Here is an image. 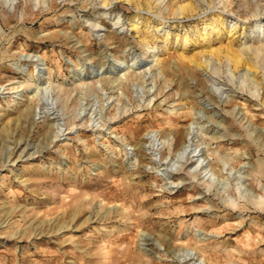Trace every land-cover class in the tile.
I'll list each match as a JSON object with an SVG mask.
<instances>
[{
  "label": "rangeland",
  "instance_id": "rangeland-1",
  "mask_svg": "<svg viewBox=\"0 0 264 264\" xmlns=\"http://www.w3.org/2000/svg\"><path fill=\"white\" fill-rule=\"evenodd\" d=\"M262 16L0 0V264H264Z\"/></svg>",
  "mask_w": 264,
  "mask_h": 264
},
{
  "label": "bare ground",
  "instance_id": "bare-ground-1",
  "mask_svg": "<svg viewBox=\"0 0 264 264\" xmlns=\"http://www.w3.org/2000/svg\"><path fill=\"white\" fill-rule=\"evenodd\" d=\"M186 6H181V8H185ZM262 17H264V16H262ZM260 20H262L261 18H260ZM257 26H259V27H264V20L263 21H260V22H257V24H256ZM264 29V28H263ZM263 32V34H264V31H262ZM253 53L255 54V56H258V58H259V52H260V50L259 49H254L253 48ZM261 54V53H260ZM224 55V54H223ZM225 56H227L230 60L232 59V60H234L235 61V64L236 65H238V64H240V62H242V58L240 57V55L239 54H237V53H235V52H232V51H227V53H226V55ZM39 58V57H38ZM40 59V58H39ZM42 60V59H41ZM39 64V63H38ZM259 65V64H258ZM256 71V70H255ZM35 114V113H34ZM188 136V135H187ZM183 141V140H182ZM25 143H26V145H25ZM34 144V143H33ZM23 145H25L24 146V148L21 150V153H20V156L21 155H25L27 152H28V149L30 148V144L29 143H27V142H18L17 143V145L14 147V150L13 151H11L10 152V154L8 153V154H6L5 155V157H4V160L2 161V163H4V165L6 164V165H8V163L10 162V161H12L13 160V154L14 153H17V150L18 149H20ZM47 145V144H46ZM11 149V148H10ZM197 150V149H196ZM25 151H26V153H25ZM25 153V154H24ZM20 156H18V157H20ZM194 156V155H193ZM18 159V158H17ZM14 161H16V160H14ZM164 173H166V172H164ZM144 235V234H143ZM151 243V242H150ZM153 250V249H152ZM197 264V263H196Z\"/></svg>",
  "mask_w": 264,
  "mask_h": 264
}]
</instances>
